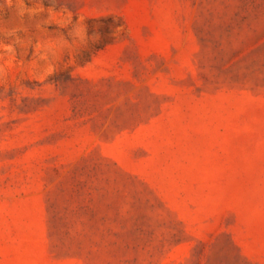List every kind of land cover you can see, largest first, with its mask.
Listing matches in <instances>:
<instances>
[{"label": "rangeland", "instance_id": "obj_1", "mask_svg": "<svg viewBox=\"0 0 264 264\" xmlns=\"http://www.w3.org/2000/svg\"><path fill=\"white\" fill-rule=\"evenodd\" d=\"M0 264H264V0H0Z\"/></svg>", "mask_w": 264, "mask_h": 264}]
</instances>
